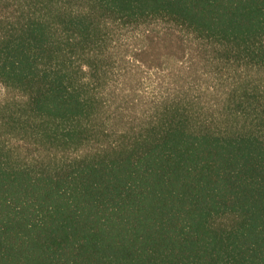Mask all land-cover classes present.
I'll return each instance as SVG.
<instances>
[{
  "label": "trees",
  "instance_id": "1",
  "mask_svg": "<svg viewBox=\"0 0 264 264\" xmlns=\"http://www.w3.org/2000/svg\"><path fill=\"white\" fill-rule=\"evenodd\" d=\"M10 6L0 82L24 101L1 123L28 148L0 137V264H264V0ZM154 23L213 48L222 83L121 97L118 30Z\"/></svg>",
  "mask_w": 264,
  "mask_h": 264
},
{
  "label": "rangeland",
  "instance_id": "2",
  "mask_svg": "<svg viewBox=\"0 0 264 264\" xmlns=\"http://www.w3.org/2000/svg\"><path fill=\"white\" fill-rule=\"evenodd\" d=\"M16 9L17 6L0 9V36L9 23L19 18ZM118 31L122 35L119 55L123 61L120 63L122 77L119 78V82L125 86V90H121L120 94L117 92L121 97L127 96L146 102L158 91V87L164 91L167 84L180 82L182 79L181 82L202 85L203 88L216 81L222 83L224 79L208 81L211 80L210 75H213L209 73L208 77L207 73L221 66L213 60L216 53L213 52V48L203 47L192 35L177 26L154 23ZM121 69H125V72ZM254 76L264 84V74ZM198 94L194 92L191 95ZM202 96L206 97L204 94ZM213 97L214 95H209L208 98ZM23 99L19 92L6 88L0 82V137L11 145L28 148L18 138L5 134L1 123L3 110H6L8 105L24 101ZM145 109L146 106L143 105L136 111L144 112ZM131 116L138 115L132 110ZM21 151L29 153L27 149ZM233 223L234 219L231 218L224 222L227 226Z\"/></svg>",
  "mask_w": 264,
  "mask_h": 264
}]
</instances>
